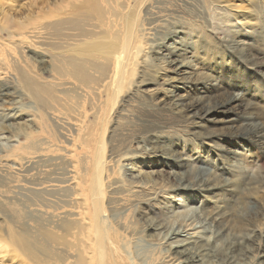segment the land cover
I'll return each mask as SVG.
<instances>
[{
    "label": "bare ground",
    "instance_id": "1",
    "mask_svg": "<svg viewBox=\"0 0 264 264\" xmlns=\"http://www.w3.org/2000/svg\"><path fill=\"white\" fill-rule=\"evenodd\" d=\"M116 1L0 0V80L11 84L0 92V105L14 104L21 96L33 107L21 108L12 116L5 114L0 127V136L22 137V142L0 150V216L11 223L6 229L7 241L0 237V254L10 247L7 254L12 264H181L208 256L206 246L205 253L199 252V242L193 241L174 248L168 245L141 259L132 251L136 240H156L157 228L140 225L136 217L146 214L145 210L157 216L152 202L158 192L126 181L111 167L104 137L110 128L109 146L119 152L131 144L129 138L138 140L156 131L140 128V107L148 108L141 102L158 99L159 91L142 71L138 86L130 88L148 43L162 44L173 37L184 41L179 49L165 48L155 65L160 71L166 61L174 64L187 54L186 41L195 44L201 55L214 53L218 42L213 34L222 29L227 36L233 24L261 38L264 12L259 13L257 4H264V0H250L251 9L242 13L228 6L219 10L223 0H205L207 17L197 16L195 24H203L207 43L201 41L199 31L187 34V27H181L176 17L154 12L149 5L153 0H135V9L128 14H122ZM223 42L228 50L229 43ZM232 43L240 60L247 47ZM226 87L224 92L217 86L202 91H193L188 85L172 87L173 96L184 90L179 98L181 123L189 126L195 115L209 122L221 117L219 126L200 131L221 157L227 152L223 144L240 140L264 150V128L250 129L237 123L234 112L243 103V111L252 114L250 103L259 95L251 89L239 98H224L228 89L238 86ZM125 94V106L118 108ZM202 98L207 99L204 107L199 102ZM164 106L155 105L154 110L162 111ZM27 113L33 118L32 126L17 122ZM121 119L129 122L121 125ZM11 122L18 123L17 128ZM167 127L164 123L158 129ZM242 187L244 193L256 196L264 205L263 187L248 179L242 182L241 191ZM115 212L118 219H114ZM222 213L217 221L228 230L224 217L228 214ZM22 215H27L26 219ZM20 219L23 229L18 226ZM242 242L236 241L238 245L232 247L237 256H245L244 249L251 246L247 251L251 257H264L262 233L255 232Z\"/></svg>",
    "mask_w": 264,
    "mask_h": 264
},
{
    "label": "rangeland",
    "instance_id": "2",
    "mask_svg": "<svg viewBox=\"0 0 264 264\" xmlns=\"http://www.w3.org/2000/svg\"><path fill=\"white\" fill-rule=\"evenodd\" d=\"M204 1L153 0V3L149 5L154 7V12H163V14L176 17L181 27H187L185 29L187 34L191 35L192 32L199 31L203 36L204 33H207L206 29H202L203 24H195V22L197 16L207 17ZM116 2L119 3L122 14H128L136 7L135 0H117ZM114 5L115 3L112 4V6ZM221 5L223 8L218 6L219 10L228 6L240 13L251 9L250 0L248 2L247 0H223ZM251 5L255 4L251 2ZM257 6H252L253 10H258L259 13L264 12V4H257ZM182 12L184 15H182ZM186 14L188 15L186 16ZM144 17L142 14V19ZM232 19L241 25L239 20L234 17ZM262 23L264 24V17ZM221 31L223 30L221 29ZM221 31H215V34H213L214 40L218 42L214 53L212 50L208 55H201L200 49L197 53L195 44L186 41L187 54L177 60L178 62H172L174 64L166 61L160 71L156 70L155 65L158 58L163 56L165 48L179 49L184 45V41L181 42L174 37H170L172 40L162 44H159L158 41H150L151 45L149 43L146 45V55L142 56L137 62L136 73H134L130 88L135 84L138 86L137 81H139L141 75L139 73L142 71L143 75H147L146 79H149L152 87L159 91V95L156 96L158 99H148L141 102L148 108L140 107L143 122L140 128H156V131L150 136H140L138 140L129 138L127 142L129 141L131 144L126 147V151L120 149L119 152L113 151L112 147L109 146L112 138V135L108 133L110 128L105 133V154L106 158L109 157L108 159L113 162L110 164L111 167L118 170L119 175L126 181L137 182L139 186L156 189L159 195L156 194V200L154 199L152 202L157 216L154 215V212L148 213L145 210L146 214L136 217V219L139 218L138 223L140 225L157 228L155 230L156 240L145 238L134 241L132 251L138 257L140 256V259L148 257L154 251L162 250L168 245L174 248L184 243L186 245L199 242L202 245L197 243L200 248H195L202 253L207 251L206 254L210 258L205 256L200 261H189L181 264H264V257H259L261 255H255L252 252L254 256L251 257L247 253V251L250 252L251 246L244 249V251L246 250L244 252L245 256H237L231 251L234 245L239 243L241 245V237L243 242L255 232L262 233L264 237V205L261 201L259 202V198L256 196L255 198L248 196L246 192L244 193L243 187L241 191V184L247 179L264 188V150L240 140L231 143L229 146L223 144L222 146L227 151L225 153L226 157L219 156L214 144L200 136V131L203 132L206 127L213 129L219 126L221 117H216L214 121L210 120L209 122L206 118L203 119L195 115L196 117L191 119L193 120L192 124L186 126L181 123L179 118V110L181 109L179 98L184 90L178 96L172 94V87L182 89L186 85L193 91L195 89L202 91L217 86L223 92V89L227 88L228 85L238 86L235 89H228L227 94H224V98L232 96L239 98L244 92L253 89L259 95V98L256 97L250 103L252 114L243 111V103L237 105L234 110L238 114L236 122L247 125L250 129L251 127L252 129L264 128V36H261V38L256 34L250 36L247 34L246 29H239L238 24H233L228 29L227 36ZM201 41L207 43L209 39L203 36ZM223 41L229 43L228 50L225 49ZM232 42L237 44L236 46L245 44V47H247L243 58L240 60L234 54L237 51L234 50ZM250 49L252 50L250 51ZM9 82L0 80V92L9 89L11 86ZM125 98L126 94L122 96L118 108L125 106ZM14 101V104L5 107L0 105V127L6 120L2 119L5 114L12 116L21 108L22 110L33 109L32 104L24 97H16ZM206 101L207 99L202 98L199 102L204 107ZM158 104L165 105L164 110H154L155 105L159 107ZM18 115L19 113H16V116ZM32 119L31 114L27 113L19 118L17 122L19 124L31 123L32 126ZM127 122L129 120L121 119L119 124L123 125ZM18 123L11 122L12 127L17 128ZM164 123L168 127L158 129ZM18 142H22L21 135L9 138L8 135L2 134L0 136V150L16 145ZM124 151V154L117 157ZM158 190H161V192ZM215 208L219 211L218 213ZM131 210L134 211L135 209ZM222 210L228 214V216L224 215L228 230H225L224 227L221 228L218 222L220 216H223ZM117 213L120 216V211ZM117 213L113 214L114 219H118ZM26 216L22 215V218L26 219ZM213 216L214 220L212 219ZM22 222V219L18 222L19 229H23ZM10 226V221L6 217L0 216V237L3 240L7 241L6 229ZM192 238L194 239L192 240ZM234 241H237L238 244ZM204 245L207 248H205L206 251H204ZM190 247L194 250V246ZM10 249L9 247L3 251L2 255L0 254L2 264L13 263L7 254ZM136 254L135 256H137ZM208 259L211 260V263Z\"/></svg>",
    "mask_w": 264,
    "mask_h": 264
}]
</instances>
